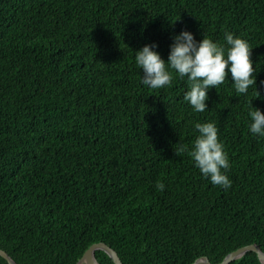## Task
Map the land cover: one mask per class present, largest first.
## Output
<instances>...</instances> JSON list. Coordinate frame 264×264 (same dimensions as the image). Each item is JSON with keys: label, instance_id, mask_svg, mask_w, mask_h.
<instances>
[{"label": "trees", "instance_id": "obj_1", "mask_svg": "<svg viewBox=\"0 0 264 264\" xmlns=\"http://www.w3.org/2000/svg\"><path fill=\"white\" fill-rule=\"evenodd\" d=\"M184 29L247 40L260 97L255 86L238 95L229 75L196 113L186 79L143 85L135 51L155 43L167 60ZM251 101L264 112V0H0V248L18 264H76L98 242L124 264L264 251V137L248 130ZM196 122L219 130L228 189L194 166ZM230 264L262 263L248 252Z\"/></svg>", "mask_w": 264, "mask_h": 264}, {"label": "clouds", "instance_id": "obj_2", "mask_svg": "<svg viewBox=\"0 0 264 264\" xmlns=\"http://www.w3.org/2000/svg\"><path fill=\"white\" fill-rule=\"evenodd\" d=\"M224 39L226 45L206 36L198 41L191 31L181 30L172 37L167 60L155 50L158 47L155 43L143 46L135 51L134 57L137 68L142 69L141 83L156 90L170 87L174 75L186 79L188 89L183 99L196 113L208 110L206 101L209 99V90L224 84L229 75L238 95L247 96L249 88L255 86L256 98H259L255 76L257 71L253 67L252 48L248 41L229 31H225ZM248 118L249 132L253 136L264 137V112L253 107L252 101ZM194 128L198 135L189 151L194 166L211 184L230 188L232 181L227 173L231 164L219 139L216 124L196 122ZM165 187L162 182L156 184L159 191L165 190Z\"/></svg>", "mask_w": 264, "mask_h": 264}, {"label": "water", "instance_id": "obj_3", "mask_svg": "<svg viewBox=\"0 0 264 264\" xmlns=\"http://www.w3.org/2000/svg\"><path fill=\"white\" fill-rule=\"evenodd\" d=\"M102 250L106 252L114 261L115 264H124L118 254V252L105 242H98L92 244L77 261L76 264H100L96 258V251ZM248 252H255L260 262L264 264V251L257 243H251L242 246L225 256V258L216 264H230L231 262L243 257ZM0 256L5 258L8 264H18V262L4 249L0 248ZM191 264H214L207 256H202L196 259Z\"/></svg>", "mask_w": 264, "mask_h": 264}]
</instances>
